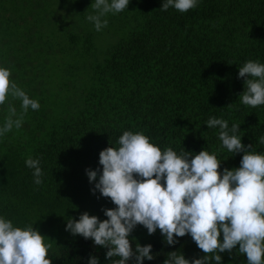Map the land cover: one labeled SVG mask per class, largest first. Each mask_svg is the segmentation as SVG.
<instances>
[{"label":"trees","instance_id":"obj_1","mask_svg":"<svg viewBox=\"0 0 264 264\" xmlns=\"http://www.w3.org/2000/svg\"><path fill=\"white\" fill-rule=\"evenodd\" d=\"M0 264H264V0H0Z\"/></svg>","mask_w":264,"mask_h":264}]
</instances>
